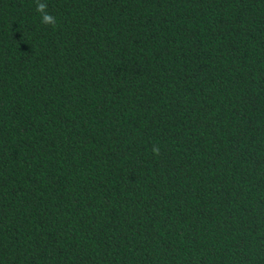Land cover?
Segmentation results:
<instances>
[{"label":"trees","instance_id":"obj_1","mask_svg":"<svg viewBox=\"0 0 264 264\" xmlns=\"http://www.w3.org/2000/svg\"><path fill=\"white\" fill-rule=\"evenodd\" d=\"M41 2L0 0V264H264V0Z\"/></svg>","mask_w":264,"mask_h":264},{"label":"clouds","instance_id":"obj_2","mask_svg":"<svg viewBox=\"0 0 264 264\" xmlns=\"http://www.w3.org/2000/svg\"><path fill=\"white\" fill-rule=\"evenodd\" d=\"M48 6L46 3L41 2V0H36V12L40 14L41 23L46 26H55L56 25V17L53 16L47 10ZM152 152L154 155H159L160 149L158 146H153Z\"/></svg>","mask_w":264,"mask_h":264}]
</instances>
